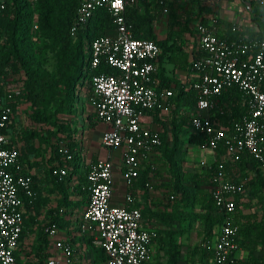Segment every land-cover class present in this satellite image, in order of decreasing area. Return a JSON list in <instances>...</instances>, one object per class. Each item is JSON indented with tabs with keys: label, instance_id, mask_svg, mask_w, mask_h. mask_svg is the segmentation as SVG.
<instances>
[{
	"label": "built area",
	"instance_id": "1",
	"mask_svg": "<svg viewBox=\"0 0 264 264\" xmlns=\"http://www.w3.org/2000/svg\"><path fill=\"white\" fill-rule=\"evenodd\" d=\"M250 1L264 9V0H243L246 11H251ZM130 3L134 0H83L71 29L74 35L75 30L85 26L102 7L113 17V33L98 36L89 45L88 85L95 119L110 125L102 134L101 144L109 150L122 148L121 169L127 185L138 177L139 159L154 155L162 142L159 130L143 124L144 114L174 95L171 89L161 86L157 76L160 47L151 40L132 36V26L124 14ZM158 3L162 13H168L164 2L159 0ZM4 9L5 2L0 0V13ZM195 33L199 55L191 67L190 86L196 94L191 129L203 133L208 147L214 151L222 144L224 158L253 160L264 175V39L239 35L230 41L219 37L213 24L203 23L196 25ZM101 63L118 73L94 72ZM1 88L0 78V92ZM22 88L23 84L8 85L0 93V264H17L15 253L24 228V198L31 201L35 196L32 177L24 169L11 134L6 132L13 116L12 103ZM231 88L241 93L246 113L232 120L229 126H215L211 113L224 114L218 98ZM58 151L63 161L73 158L65 144H60ZM223 168L224 162L220 161L216 165L217 173L209 177L211 197L224 215L212 249V264H239L235 253L240 248V237L233 217L236 197L243 193L245 183L225 179ZM155 169L156 163L151 162L150 173ZM68 173L65 167L52 169L58 179ZM112 182L110 159L89 163L86 172L89 197L79 227L97 232L92 243L103 252L102 264H146L149 246L157 237V231L142 228V214L139 208L131 205V194L125 195L124 205L111 204ZM57 231L55 224L44 227L49 236ZM72 250L66 241L62 246L64 259L61 262L49 259L47 264H68Z\"/></svg>",
	"mask_w": 264,
	"mask_h": 264
},
{
	"label": "crops",
	"instance_id": "2",
	"mask_svg": "<svg viewBox=\"0 0 264 264\" xmlns=\"http://www.w3.org/2000/svg\"><path fill=\"white\" fill-rule=\"evenodd\" d=\"M168 8V12L172 14L180 15L181 23H184V12L188 8L194 11L200 12L198 20L203 19L204 24H213L215 26L218 36L225 38H234L235 34L229 31L230 26H235L239 35H258L260 32L259 23L252 19V12H248L243 8V0H239L240 6L243 8L241 13L236 12V5L232 4L233 0H162ZM135 7H137L140 14L148 13L153 18L152 26L153 32L157 39H167L166 52L161 50V54L158 60L157 76L160 84L163 88H168L173 91L174 96L178 94L179 88L183 87V96L179 101L175 99H169L162 101L161 105L154 111H148L144 114L142 122L149 128L159 130L162 136L165 135V139L171 141L172 126L171 121L176 118L177 122L183 118L186 120L184 126V133L179 134V139L183 143L193 145L188 140L187 129L190 128V122L192 117L196 113L195 104H190V84L193 79L192 62L199 55L198 39L193 29V24L186 26L180 24L170 25L172 22H165L167 19V13H162V6L159 5V0H134ZM197 20V21H198ZM194 22V21H193ZM180 27V28H179ZM188 27V26H187ZM196 25L194 26V28ZM246 35V36H247ZM163 69L162 75L164 81L159 75V70ZM91 95V91H88ZM87 92V93H88ZM242 104H243V99ZM90 101V97H89ZM91 102V103H90ZM85 104V114H78L76 120H81L80 125L81 133H73L76 138V152L77 161L74 163L71 161V171L74 172L72 180L74 183L73 189L69 196V204L66 206V210L60 212V226L55 235L49 236L46 234V243L40 239L39 227L46 226L49 221L50 208L49 201L43 198V181L40 176V166L37 162H31L30 158L22 161L24 169L34 175L35 181V196L33 200L23 203L22 212L24 217V233L21 236L19 246L16 250L17 264H47L49 259H55L56 261H62L64 259L62 246L68 241L72 246V255L68 264H102L104 262V255L100 248L93 245L92 241L96 237L97 232L91 229L82 230L79 227V221L83 209L86 207L88 199L82 195H78L76 187L81 185L86 180V172L89 163L96 161L97 159H110L113 164V182H112V197L111 204L122 206L125 204L124 197L126 194L132 195L131 205L140 209L142 218L141 226L145 229H154L157 231V237L151 242L149 246V256L146 264H212V251L209 254H205L206 258L201 261L199 258L203 255L204 246L211 240L213 249L214 243L217 238V234L220 225H215L211 234L205 231V225L203 220V214L206 207V192L209 194V177H205L210 165L219 163L220 161L226 164L227 159L224 155L216 156V151L209 147H198L201 150L207 149V152L199 155L200 161L206 160L209 163L208 167H204L203 170L198 171H186L187 173H197L203 176L205 184L202 185L199 190L202 195L197 194V199L193 207H189V204H183L180 208V213H176L174 209V203L170 201L172 199L171 187H167V183H164L165 179L162 175L165 173L159 172L160 162L157 161L158 149L152 156L145 155L139 159V175L131 185H127L122 174L121 169V153L122 148H115L109 150L102 146L101 137L102 134L110 129V125L103 121H97L94 117V105L92 101ZM194 102V101H193ZM232 104L231 99H227V102ZM201 114H207L206 112H200ZM212 115V113H211ZM20 145V144H19ZM188 145V146H189ZM187 146V147H188ZM115 157L114 155H116ZM54 155L58 164L56 167H63L66 161H63ZM38 158H35L37 160ZM240 161H233L232 170L241 169ZM245 160V159H244ZM248 160V159H246ZM151 162L156 163V169L151 174L150 169ZM227 168V167H226ZM68 169V168H67ZM163 169V168H162ZM158 170V171H156ZM231 170V171H232ZM247 171H254L250 168H245ZM233 172V171H232ZM255 173V172H254ZM69 174V173H68ZM229 175H233L228 173ZM37 175V179H35ZM255 175V174H254ZM149 184L147 185L146 183ZM255 183V176L252 181ZM253 183L250 185V192L252 196L256 197V194L262 190V185L253 187ZM84 186H81V190ZM46 188V187H45ZM48 189V188H46ZM257 189V190H256ZM260 189V190H259ZM49 190L52 187L49 186ZM47 192V191H46ZM256 193V194H255ZM239 194L236 197L237 207L233 217L234 224L249 225L253 222L264 223V219H256V210L249 209L243 215L239 216V208L243 206V203L248 199L245 196ZM177 197V200H179ZM239 200V201H238ZM80 204L75 207V203ZM238 202L240 206H238ZM248 202V201H247ZM48 209V210H47ZM54 211V210H53ZM243 213V210H242ZM175 219V217H179ZM193 216L195 219H193ZM259 218V217H258ZM75 220H77L75 222ZM201 224V235L194 234L190 231L192 223ZM44 223V224H40ZM38 224H40L38 226ZM35 226L38 227L35 231ZM36 227V228H37ZM30 229V232L28 230ZM181 230V231H180ZM176 232V233H173ZM27 233V234H26ZM240 248L236 251L235 256L242 263L247 262L251 258H256L260 261H264V256L257 257L255 254V248L252 245L244 243L243 236H240ZM31 245H35L37 253H41V259L37 255L31 254L29 257L24 256V252H27ZM41 248V251H40ZM174 249V250H173ZM205 252V251H204ZM175 257H173V254ZM172 255V256H171ZM40 261V262H39ZM42 262V263H41Z\"/></svg>",
	"mask_w": 264,
	"mask_h": 264
},
{
	"label": "trees",
	"instance_id": "3",
	"mask_svg": "<svg viewBox=\"0 0 264 264\" xmlns=\"http://www.w3.org/2000/svg\"><path fill=\"white\" fill-rule=\"evenodd\" d=\"M82 1L83 0H37L36 2L37 4L39 3V7L41 8V17L39 25L40 30H45L47 33H50L51 36L57 39V69L54 73L46 71L41 66L34 65L30 53L24 50L22 51V49H20L19 47L18 42L20 41L30 43V36L28 32L29 29H31L32 27V25L30 24V20L28 21V24H26V27H23V29H21L19 33L14 29L9 31V39L7 42H3L2 39H0V78L2 80V88L0 93L2 94L4 92V88L6 86L7 81L9 80V77H11V75L15 72V69H12V65L15 61L19 63L20 68L23 72L22 92L19 96L16 97V99L12 103L13 116L9 127L6 130V132L11 134L12 141L17 146L19 153L21 152L20 159L22 156V151L23 153H25L26 148H21L16 138L12 135L15 130L14 107L16 105L15 103L19 101H25L30 105V116L34 122L42 124L50 121L54 125H56L57 129L54 133V137L56 136L57 139L56 141H65V145L69 154H74L76 152V138L72 134L73 131L70 129L72 125L70 117L76 113L75 97L77 87L86 86V88L90 90V86L88 85V48L94 38H97L101 35L112 34L114 31L113 17L106 7H102L95 11L94 15L85 26L77 28L75 30L74 35H72L71 29L75 23L76 11ZM4 2L5 9L0 13V38L3 35V30L7 31L6 28L12 23V16L10 19V14L13 9L15 10L14 22L16 23V26L19 24H25L27 20L26 16H31V13L28 12L29 3L27 1L4 0ZM57 3H60V5H63L65 8V15L59 27H55L54 23L52 22L54 6ZM250 5L252 19L255 22L259 23L260 32L257 33L258 35H253L254 33H251L252 35H246L248 37L264 39V9H262L257 4L251 1ZM124 14L127 22L130 23L132 26V36L134 38L151 40L156 43L163 52H166V46L168 41L167 39H157L156 35L153 32V18L152 16H150V14H140L138 12L137 7H135V2L133 4H127ZM197 23L204 24L206 22H204L203 19H200L197 21ZM229 31H232L235 34L234 38H225L221 36L219 37L225 38L230 41L235 40L238 37L237 31L232 30V26L229 27ZM38 51L39 52H37L36 56L41 62H43L44 58L42 56L43 51L41 50V47ZM162 71L163 69L161 68L159 70V75L164 81ZM94 72L106 74L118 73L116 69L106 65L105 63L99 64L98 68ZM189 88L191 91V101L189 103L195 104V91L192 89L191 86ZM182 92L183 87H180L178 94H176L175 96L173 95L171 99L179 101L183 96ZM228 98L232 100V104L226 103ZM241 99V93L235 88H231L227 92H224L222 95H220L218 98V104L224 109V114L219 115L218 113L213 112V125L229 126L232 120L240 119V117H242L246 113V107L244 106V104L241 103ZM153 110L155 111L156 108ZM62 116H68L69 118ZM182 120L183 123H181V120L177 122L176 118L171 121L172 136L176 141L174 146H177V143L181 144V142L179 141V134L184 133V131H186V129H184L186 120L184 118ZM187 133L189 142L193 143L194 146L201 148L208 147L206 136L203 133L193 131L191 129V126L189 129H187ZM35 134L36 133L33 131L29 132L24 136L23 141L25 143L33 142ZM160 136L162 142L161 145L157 147L158 150L162 148L165 139V135L162 136L160 133ZM58 149L59 145H56L54 155L57 156L56 158L60 159L61 154L59 153ZM175 149H177L176 151L179 153L176 154L175 160L171 161L170 166V173L172 176L171 190L173 193L172 199H170V201L174 203L173 205L175 212L180 213L182 203L189 204V207H193L195 205V201L198 198L196 193H199L200 195L203 194V192L201 193L199 190L201 189L202 185L205 184V179L203 178V176H200L197 173H187L182 171L181 158L183 157L184 152L182 151V149H180V146L175 147ZM215 151L216 156L222 155L224 153L223 145L220 144ZM76 156L77 155H73V158L71 160H67V162L74 161V159L77 158ZM239 166L240 168L242 167L241 169L250 168L254 170L255 183H250H253V187H257L261 184L264 188V175L258 169L257 164L253 160L242 159V162ZM226 167L228 168V163L226 164ZM148 171L150 172V169H148ZM28 173L32 177L33 188L35 189L34 175H32L29 171ZM216 173V164H212L209 166L205 177H211ZM52 176L55 181L59 184L60 199L58 201L57 208L54 211H51L49 221L46 225L55 224V226L58 228V226H60V222H62L60 220L61 217L59 214L61 210H64L69 204V199L62 185L63 181L69 177V174L63 177L62 179H58V177L54 176L53 174ZM81 186H84L82 190ZM76 188V191H78V195H82L84 198L86 197L88 199L89 193L86 189L85 179L83 183ZM205 194L206 207H204L205 213L203 214L202 218L204 220L205 231L208 234H211L212 229L215 225H221L224 219V215L215 206L210 192L209 194L207 192ZM178 196H180L179 200H177ZM26 201L28 200L24 198V202ZM79 204L80 201L75 203V207ZM175 219L181 220L180 216L175 217ZM193 219H195L194 216ZM236 225L238 226V235L239 237L243 236V240L250 239L252 241V236L253 238H255L262 237L264 235V223L261 224V221L253 222L246 226L238 223ZM23 233L24 228L22 230L21 236L23 235ZM39 233L40 239H42L43 242L46 243V239H43L44 237H46V233L44 232V226L39 227ZM240 242L241 239H239V243ZM36 255L39 259H41L40 252L36 253ZM15 256L17 258L16 253ZM173 257H175V254H173ZM238 263L264 264V261H260L256 258H251L245 263H242L238 260Z\"/></svg>",
	"mask_w": 264,
	"mask_h": 264
},
{
	"label": "rangeland",
	"instance_id": "4",
	"mask_svg": "<svg viewBox=\"0 0 264 264\" xmlns=\"http://www.w3.org/2000/svg\"><path fill=\"white\" fill-rule=\"evenodd\" d=\"M25 1L29 3L28 12L31 13L30 17H28L29 15L26 16L27 20L25 24H22L25 26H22L21 24L16 26V23L14 22V17H15L14 11L15 10L13 9V11L11 12L12 15L10 14V19L12 16V23L10 26L6 28L7 31L3 30V35L0 39H2L3 42H7L9 39V31L14 29L19 33L20 30L23 29V27H26V24H28V21L30 20V24L32 25V27L31 29H29L28 32H29L31 44L25 41H20L18 42L19 47L20 49H22V51L24 50L30 53V55L32 56V62L34 63V65L41 66L46 71L50 73H54L57 69V58H56L57 39L51 36L50 33H47L45 30H40L39 25H40V17H41V8L39 7V3L38 4L36 3L37 0H25ZM234 3L237 4L235 6L237 9L236 12L241 13L243 11L244 6L243 8L240 6L241 4L239 3V0H233L232 4ZM22 11H25V10H22ZM199 13L200 12L194 11L193 9L188 8L187 11H185L183 15L184 23H181V20H178L180 19L181 16L175 13L172 14L171 11H169L167 13L168 21L166 20L165 22L171 21L172 23L170 25L181 23L182 26L180 27L183 28V26H186L187 29H189V26L191 24H193V29H195L194 26L198 24L197 20H198ZM64 15H65L64 6L60 5V3H57L54 6L53 15H52V22L54 23L55 27H59L61 25ZM40 47H41V50L43 51L42 52V56L44 58L43 62H41L36 56L37 52H39L38 50ZM12 69H15L14 70L15 72L14 74L11 75V77H9V80L6 83V86L23 84L22 83L23 72L20 68L19 63L15 61L12 65ZM88 91L89 90L86 88V86L84 87L78 86L76 89V97H75L76 113L70 117V120L72 122L70 129L73 131V133H77V132L78 134L81 133V127H82L80 125L81 120L79 121L76 120V117L78 114H85V111L87 110L85 108V104L91 101V100L89 101L90 95L88 96L89 94ZM15 104H16L14 107V128L15 130L12 133V135L16 138L21 148L23 147L26 148L25 153H23L22 151L21 159L25 160L26 159L25 157H27L31 159L30 160L31 162L33 163L37 162L39 164L40 166L39 174L43 181L42 184H43V189H44L43 198L46 201L50 202L48 203L50 204V208L48 209L51 213V211L57 208V204L60 199L59 184L55 181V179L53 178L51 174V170L55 168L56 165L58 164L57 159L55 160L54 158V150H55L56 145L58 146L60 144H65V141H62V142L56 141L57 139H56V136L54 137V133L56 132L57 127L52 122L49 121L46 123L38 124L33 121V119L30 116L31 108L27 102L19 101V102H16ZM62 117L69 118L68 116H62ZM32 131L36 133L34 136L33 142L25 143L23 141L24 136ZM179 141L181 142V144L177 143V146H174L176 142L174 137L171 139V141H169L168 139H164V144L162 148L158 151V155L156 157L157 158L156 160L160 162L159 165L161 169H158L159 172L165 173V175H162V176L165 179L167 178V180H164V183L168 184L167 187H171V178H172L171 173H170L171 161H174L176 158V154L179 153L176 151L177 149H175V147L180 146V149H182V151L184 152V155L181 158L182 159L181 160L182 171L184 172L198 171V170L200 171V170H203L204 167L207 168L209 165V163H207L206 160L200 161L199 159V155L201 153L207 152V149L201 150L200 148L196 146L189 145L188 143H183L181 140ZM73 155H76V154L74 153ZM114 156L117 157V153ZM35 158H38V159L35 160ZM232 159L234 158L227 159L226 162H229L230 164L228 165V168H226L224 165L222 174L225 179L244 181L245 183L244 191L243 193H241L239 198L241 196H245L246 199L249 198V200H247L248 202L247 201L244 202L243 206L239 208V212H238L239 216L241 217L243 215H248V214H244V210L246 212L249 209H252V210L257 209L255 217L258 216L259 218L257 217L256 219L257 220L264 219V188H262V190L256 194V197L252 196L250 192L251 190H250L249 184L254 177V174H255L254 171H247L246 174H244L245 169L232 170L231 164L233 163V161L235 160L240 161L239 159H234V160ZM76 161H77V158H75L74 161L72 162L75 163ZM71 164H72L71 162L66 161L64 163L65 166L63 165V167L68 168V171H69V177L66 178L62 183L63 189L66 191L68 199H69L70 193L74 186V183L72 180V176L74 172H70ZM228 173L233 174V175L231 176ZM37 178H38L37 175H35V179ZM49 186L52 187L51 191L49 190ZM45 187L48 189H46ZM238 206H240L239 202H238ZM242 210H243V213H242ZM76 221L77 220H75V222ZM40 224H44V223H40ZM40 224H38V226ZM36 227L37 226H35V228L31 230L35 231L36 229H38V227L37 228ZM190 231H192L194 234L201 235L202 234L201 224L197 222L192 223L190 227ZM28 232H30V229L28 230ZM243 241L244 243H247L248 245L254 246L255 254L257 255V257L264 256V235L262 237H255V238H253L252 236V241L250 239L243 240ZM205 244H206L204 246L205 252L203 251V255L199 258L201 261L203 260V258H206L205 256L206 253L209 254V252L212 251L211 240ZM36 253H37L36 246L31 245L29 250L27 252H24L23 254L24 256L28 257L27 261L29 263L30 255L31 254L36 255Z\"/></svg>",
	"mask_w": 264,
	"mask_h": 264
}]
</instances>
